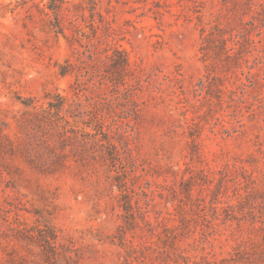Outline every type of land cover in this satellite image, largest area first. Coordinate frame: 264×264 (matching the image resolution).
Wrapping results in <instances>:
<instances>
[{
  "label": "rangeland",
  "instance_id": "374dc122",
  "mask_svg": "<svg viewBox=\"0 0 264 264\" xmlns=\"http://www.w3.org/2000/svg\"><path fill=\"white\" fill-rule=\"evenodd\" d=\"M0 264H264V0H0Z\"/></svg>",
  "mask_w": 264,
  "mask_h": 264
},
{
  "label": "trees",
  "instance_id": "16d2710c",
  "mask_svg": "<svg viewBox=\"0 0 264 264\" xmlns=\"http://www.w3.org/2000/svg\"><path fill=\"white\" fill-rule=\"evenodd\" d=\"M119 52L121 53V55H106V56L107 58H111L113 60V65L115 66L116 71L119 73L121 79L124 80L125 71L128 65V58H127V55H125L124 50H119ZM91 58L98 59L99 57L98 55H91ZM65 73L66 71H63V74ZM130 86H131L130 84H126V83L124 84L122 93L125 94V96L130 91ZM114 157H116L115 154H114Z\"/></svg>",
  "mask_w": 264,
  "mask_h": 264
}]
</instances>
